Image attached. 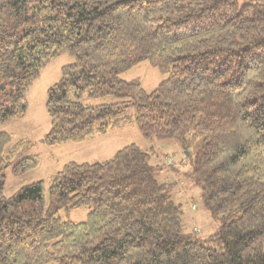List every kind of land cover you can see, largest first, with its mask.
Returning <instances> with one entry per match:
<instances>
[{
	"label": "trees",
	"instance_id": "16d2710c",
	"mask_svg": "<svg viewBox=\"0 0 264 264\" xmlns=\"http://www.w3.org/2000/svg\"><path fill=\"white\" fill-rule=\"evenodd\" d=\"M63 53L74 63L47 91L42 143L80 144L117 126L126 102L87 106L85 95L131 97L147 141L203 133L192 176L222 217L209 238L220 250L183 234L171 185L135 145L65 164L47 195L37 182L6 197L11 161L21 175L37 160L25 157L32 142L0 132V264H264V0H0V127L25 116L33 82ZM142 63L166 76L151 93L122 78ZM85 207L83 223L57 217Z\"/></svg>",
	"mask_w": 264,
	"mask_h": 264
},
{
	"label": "rangeland",
	"instance_id": "374dc122",
	"mask_svg": "<svg viewBox=\"0 0 264 264\" xmlns=\"http://www.w3.org/2000/svg\"><path fill=\"white\" fill-rule=\"evenodd\" d=\"M133 53L129 60L137 58ZM74 63L67 53L47 64L40 72L27 94V112L18 120L10 121L0 127V132L7 133L12 144L19 140H28L33 146L25 157L34 156L37 167L27 173L14 175L11 161L3 174L5 176L4 195L13 196L20 188L42 182L45 195L52 179L67 163L94 164L109 160L122 148L135 145L143 151L151 153V165L155 167L154 179L160 185H171L168 194L176 206L180 207L181 228L183 234L191 236L194 241L206 248L220 250L218 243L209 238L222 226V217H213L202 204V189L197 186L192 176L193 164L203 141V133H189L185 143L173 139L147 141L133 123L134 108L132 98H116L109 96L99 100H91L85 95L81 103L89 106L112 105L126 102L117 126L105 135H94L80 144L65 143L58 146H46L42 143L50 128L47 113V91L61 77V69ZM125 81H138L146 93L153 92L166 79L157 69L148 63H142L122 76ZM92 207L77 210H61L57 217L62 222L83 223L87 220ZM240 216L235 213L234 220ZM264 249V240H263Z\"/></svg>",
	"mask_w": 264,
	"mask_h": 264
}]
</instances>
